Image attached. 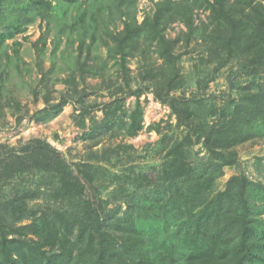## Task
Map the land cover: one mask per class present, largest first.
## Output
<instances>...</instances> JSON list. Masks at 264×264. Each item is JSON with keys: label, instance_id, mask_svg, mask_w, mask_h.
I'll return each instance as SVG.
<instances>
[{"label": "trees", "instance_id": "16d2710c", "mask_svg": "<svg viewBox=\"0 0 264 264\" xmlns=\"http://www.w3.org/2000/svg\"><path fill=\"white\" fill-rule=\"evenodd\" d=\"M134 1L0 0V49L7 38L22 33L37 18L46 26L60 22L57 42L52 40L54 51L65 28L70 35L77 32L80 50L97 40L107 47V58L116 60L126 93L136 101L128 113L121 99L108 102L102 124L118 125L130 137L143 128V107L141 90L130 86L128 57L141 42L152 45L162 62L143 67L140 77L152 88L155 99L170 107L177 125L187 129L181 138L170 141L163 134L156 142V152L164 151L157 178L140 172L128 182L132 190L120 186L126 191V210L121 216L106 210L109 200L100 197L96 202L85 196L82 179L91 185L95 182L96 163L84 161L73 169L59 150L42 139H31L18 151L2 155L0 187L28 174L39 175L40 182L36 186L17 183L9 195L0 193V264H264V192L259 200L254 196L260 184L246 176H233L223 190L213 191L223 168L235 162L233 148L264 137V0H151L153 14L140 22L130 16ZM60 2L71 7L81 3L70 23L58 13ZM113 7L123 17L120 30L106 26ZM195 7L208 11L199 32ZM176 20L187 29L186 41L194 34L201 39L207 61L216 62L213 73L237 63L235 74L242 79L228 78L231 92L221 106L197 95L172 93L184 92L174 53L179 37L168 38L164 33L167 23ZM47 33L46 27L34 45L45 46ZM5 65L0 61L1 76ZM74 82V77L66 79L67 84ZM117 90L123 91L122 85ZM67 100L63 96L57 106ZM118 111L126 113L127 120L118 118ZM149 129L161 134L158 126ZM196 143L208 155L192 161L190 147ZM93 153L98 162L111 159L107 149ZM37 199L45 207L29 205ZM258 205L262 208L255 210ZM160 230L162 238L153 239Z\"/></svg>", "mask_w": 264, "mask_h": 264}, {"label": "rangeland", "instance_id": "374dc122", "mask_svg": "<svg viewBox=\"0 0 264 264\" xmlns=\"http://www.w3.org/2000/svg\"><path fill=\"white\" fill-rule=\"evenodd\" d=\"M105 1L113 4L117 0ZM154 1L135 0L129 7L130 16L135 15L136 20L140 22L145 15H152ZM60 3V7H57L58 13L65 16L70 23L81 3L78 2L72 7ZM103 9L108 11L106 7ZM193 14L194 24L199 32L201 22L208 20V11L195 7ZM56 21L46 26L45 21L37 18L28 24L22 33L7 38L0 49V61L6 64V73L0 75V157L12 149L18 151L31 139H42L59 150L73 169H76L77 163L84 161L96 163L99 169L95 182L91 185L82 179L85 184V196L97 200L96 202H99L100 197L109 200L105 205L106 210H113L116 216H121L126 210V204L123 202L126 191L121 190L120 186L124 184L132 190L128 182L140 172L157 178L164 163V151L156 152V142L163 134H167L170 141L181 138L187 129L177 125L170 107L156 100L152 88L140 77L143 67L156 66L162 62L154 47L145 42L140 43L136 53L129 56L127 62L132 79L130 86L132 89L141 90L139 100L143 107V128L130 137L118 125L103 126V109L108 102L115 98L121 99L123 109L128 113L136 98L126 93L128 87L119 74L120 67L115 59L107 58V47L100 40L90 47L84 45L80 50L77 32L70 35V29L65 28L61 31L58 47L54 51L52 40L60 33L61 26L60 22ZM106 26L112 30H120L123 27V17H120L114 7ZM46 27L48 33L45 46H42V43L35 46L34 43ZM186 31V27L179 20L168 22L164 30L168 38L179 37L174 46V53L184 92L178 89L172 93L187 97L197 95L221 106L231 92L228 78L234 75L236 79H242L235 74L238 65L235 61L230 62L213 73L216 62L207 61L209 55L197 33V36L192 35L189 41L185 40ZM70 37L74 41L69 43ZM55 40L57 42L56 38ZM15 41L20 44L15 45ZM89 41L87 38L86 44ZM15 47L18 48L17 53L14 51ZM7 55L9 58L6 59ZM82 62H85L84 66ZM71 77H74L75 82L70 85L66 83V79ZM119 85H122L123 91L117 90ZM233 95L236 96L235 93ZM63 96H66L67 102L57 106ZM117 116L127 120L126 113L122 111H118ZM149 126H158L161 134L149 129ZM106 149L110 161L98 162L93 152L98 151L101 154ZM233 150L235 162L223 168L213 191L223 190L233 176H246L262 186L257 188V195H254L256 200H259L264 192V137L250 139L236 145ZM207 155L201 143L190 147L189 156L192 161H198ZM39 182V175L28 174L23 176L22 180L16 178L2 185L0 193L9 195L17 183L36 186ZM104 184L108 187H103ZM139 194L142 192L139 191ZM259 203L263 206V203ZM29 205L45 207L42 199L29 201ZM262 215L264 217V213ZM154 234L153 239L162 238L161 230Z\"/></svg>", "mask_w": 264, "mask_h": 264}]
</instances>
